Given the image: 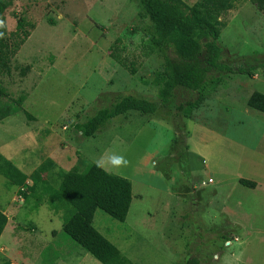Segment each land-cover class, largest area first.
Returning <instances> with one entry per match:
<instances>
[{
	"label": "rangeland",
	"instance_id": "374dc122",
	"mask_svg": "<svg viewBox=\"0 0 264 264\" xmlns=\"http://www.w3.org/2000/svg\"><path fill=\"white\" fill-rule=\"evenodd\" d=\"M258 4L236 0L221 18L219 41L222 62L254 69L253 76L217 74L201 95L177 89L169 110L131 111L84 137L77 124L126 96L158 101L151 82L164 58L152 47L150 19L138 0H14L4 12L8 35L20 19L31 35L0 83L11 99L26 98L22 108L34 119L19 111L0 122V161L28 176L44 168V186L58 191L62 172L106 151L124 155L130 164L116 175L133 186L127 219L97 210L93 224L131 264H218L224 254L264 264V113L247 105L254 92L264 93ZM196 99L200 107L189 118L176 115ZM237 175L257 187L241 185ZM18 190L0 174V210L10 218L0 264H102L64 232L63 211L50 208L42 188L27 202Z\"/></svg>",
	"mask_w": 264,
	"mask_h": 264
},
{
	"label": "trees",
	"instance_id": "16d2710c",
	"mask_svg": "<svg viewBox=\"0 0 264 264\" xmlns=\"http://www.w3.org/2000/svg\"><path fill=\"white\" fill-rule=\"evenodd\" d=\"M14 0H0V77L10 71V62L26 43L31 33L27 23L19 20L17 30L10 36L7 32L4 12ZM146 17L152 23L151 44L164 58L161 70L154 73L153 86L158 88V101L126 96L111 108L99 111L93 118L76 128L84 137H93L108 122L131 111L156 115L169 110L177 89L198 92L200 95L215 85L217 74H242L253 76V70L241 67L238 70L222 62L223 48L220 38L223 28L222 16L236 7V0H198L188 5L184 0H138ZM264 9L262 1L253 0ZM34 28L33 25H31ZM132 75L137 73L134 66L112 56ZM259 67H264L260 64ZM147 84L146 80H142ZM26 98L11 99L0 83V122L15 115L22 108ZM199 99L189 100L176 108L177 116L189 118L200 107ZM247 105L264 113V93L254 92ZM26 117L34 118L26 111ZM53 164L52 160H48ZM32 176L23 173L11 162L0 161V174L12 185L19 187L18 193L27 202L30 196L39 194L41 188L48 194V204L55 212L63 211L64 232L83 250L102 264H131L120 250L104 237L93 224L97 210H102L112 218L125 222L133 201V186L130 180L98 168L95 163H87L83 169L73 167L60 175L58 191L44 186L42 173ZM31 181V185H28ZM239 183L250 189L257 183L240 179ZM40 203L44 201L39 197ZM8 224V217L0 210V237ZM187 264H201L196 258H189Z\"/></svg>",
	"mask_w": 264,
	"mask_h": 264
},
{
	"label": "clouds",
	"instance_id": "9594fccd",
	"mask_svg": "<svg viewBox=\"0 0 264 264\" xmlns=\"http://www.w3.org/2000/svg\"><path fill=\"white\" fill-rule=\"evenodd\" d=\"M2 26V22H0ZM4 37V33L0 32V38ZM98 168L108 171L109 168L114 170V174H118L120 169L129 166L130 161L124 155H117L115 153L109 154L107 151L95 161Z\"/></svg>",
	"mask_w": 264,
	"mask_h": 264
},
{
	"label": "crops",
	"instance_id": "0c3cea01",
	"mask_svg": "<svg viewBox=\"0 0 264 264\" xmlns=\"http://www.w3.org/2000/svg\"><path fill=\"white\" fill-rule=\"evenodd\" d=\"M58 165H60L59 162H54ZM238 176V175H237ZM240 179H245L244 177L242 176H238ZM239 179V180H240ZM247 180H250V179H247ZM252 181V180H251ZM256 182V181H254ZM257 183V182H256ZM3 212V211H2ZM4 214L8 217V221L10 220L9 216L7 215L6 212H4ZM241 254L239 255H229V254H224L222 257H221V260L219 261L218 264H238L240 263V259H241Z\"/></svg>",
	"mask_w": 264,
	"mask_h": 264
}]
</instances>
